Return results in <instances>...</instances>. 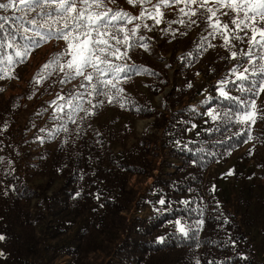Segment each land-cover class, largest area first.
I'll return each instance as SVG.
<instances>
[{
  "label": "rangeland",
  "instance_id": "rangeland-1",
  "mask_svg": "<svg viewBox=\"0 0 264 264\" xmlns=\"http://www.w3.org/2000/svg\"><path fill=\"white\" fill-rule=\"evenodd\" d=\"M117 2L133 15H139L141 11L139 7L128 5L125 0ZM180 7L184 5L161 9L165 15L160 24H155L146 15L142 21L128 25L129 28L134 24L150 26L151 30L141 27L136 34L137 38L143 36L144 39L139 42L148 45V50L143 47L129 50L131 59L127 63L137 65L139 72L133 69L127 73V80L121 77L119 87L124 91L118 101L109 104L104 97H100L104 100L103 106L92 108L87 96L82 101L72 100L74 105L80 103L95 115L79 110L73 113L69 108H65L64 112L56 110V105L71 99V93L83 91L77 87L79 79L60 83L63 72L51 69L42 72L43 65L66 46L64 41L52 39L32 51L24 63L9 68L8 76L12 78L0 84V89H3L0 91V176L17 174L22 179L16 185L6 184L3 180L2 183L8 187H3L2 191L8 192V188L17 190L23 194L27 209L41 214L42 209L38 206L43 198L41 187L50 178H55L47 194L59 190L63 179L60 177L61 161L58 155L66 156L77 151L82 140L80 132L87 140L103 142L117 155L123 156L132 150L142 153L149 160L160 161L168 154L163 142L178 147L199 139L206 130L231 125L228 138L243 133L253 139L229 151L211 166L206 175L205 188L213 189L215 186V200L224 212L238 218L251 242V249L259 262L264 264V121L257 120L245 132L244 126L228 123V117L224 116L228 108L212 105L223 98L219 94L221 87L230 91L232 96H245L234 87L240 83L232 74L238 62L226 58L230 57V52L222 47L221 37L213 39L209 35L212 30L198 19L199 14L192 17L197 22L190 24L188 17L179 13ZM10 11L3 10V14L9 15ZM34 15L30 14L28 18ZM221 19L226 21L228 18ZM180 20L185 23H179ZM235 43L237 51H247L249 48L247 42ZM261 63L264 61H257V64ZM37 73L48 78L42 79ZM36 80H40V83H36ZM189 84L192 86L188 87ZM60 96L65 100L59 99ZM92 102L97 103L96 99ZM256 103L258 108H264V93ZM142 104L155 108L157 116L142 118L130 111L131 107L137 110ZM211 110H214V114L219 113L221 118L212 120L207 115ZM64 127L67 131L63 130ZM171 127L173 129L166 132ZM230 170L233 174L225 175ZM151 182L152 179L146 177L130 178V187L137 192V201L148 195ZM160 208L148 206L141 210L133 203L127 216L148 218ZM51 220L46 215L36 223L37 234L43 240L44 262L66 264L69 257L65 252L79 227L74 225L67 235L51 239ZM0 249L4 252L2 247ZM104 257L99 253L94 258L100 263Z\"/></svg>",
  "mask_w": 264,
  "mask_h": 264
},
{
  "label": "trees",
  "instance_id": "trees-1",
  "mask_svg": "<svg viewBox=\"0 0 264 264\" xmlns=\"http://www.w3.org/2000/svg\"><path fill=\"white\" fill-rule=\"evenodd\" d=\"M8 13L0 10V17L10 18L5 30L14 32L25 18L18 11ZM11 66L5 61L0 71L8 75ZM6 79H0V84ZM215 104L236 110V104L223 98ZM130 111L142 118L157 116V110L147 104ZM230 127L206 130L199 139L178 147L163 142L168 154L160 161L132 150L117 155L103 142L87 140L80 132L77 151L58 155L63 179L59 190L47 194L55 178L41 187V214L27 209L17 190L2 191L8 187L3 180L16 185L22 179L19 175L0 176V234L5 236L0 241L4 250L0 264H41L40 260L45 264L36 223L46 215L52 219L51 239L67 235L74 225L79 227L65 252L69 257L66 264H261L238 218L224 212L213 189L205 188L211 166L247 143L243 142L245 134L228 138ZM132 176L152 179L148 195L138 201L137 192L130 187ZM133 203L141 210L161 208L148 218H129ZM177 220L189 230L187 237L177 231ZM99 253L105 255L100 263L94 258Z\"/></svg>",
  "mask_w": 264,
  "mask_h": 264
},
{
  "label": "snow or ice",
  "instance_id": "snow-or-ice-1",
  "mask_svg": "<svg viewBox=\"0 0 264 264\" xmlns=\"http://www.w3.org/2000/svg\"><path fill=\"white\" fill-rule=\"evenodd\" d=\"M125 2L132 7H139L141 9L139 15H133L120 7L117 0H0V10L18 11L25 18L15 27L14 32H9L5 30V24L11 22L10 18L0 17V20L4 21L0 23V64L5 61L8 65L24 63L32 51L50 40L64 41L66 46L43 65L42 72L49 69L63 72L64 77L60 83L79 79L77 87L83 91L71 93V99L66 100L64 104L56 105V110L64 112L65 108H69L73 113L79 110L95 115V112H90L80 103L74 105L72 100L82 101L87 96L90 98L87 102L92 108L103 106L104 100L99 99L100 97H104L109 104L118 101L124 91L119 87L121 77L127 80V73L133 69L139 72L137 65L127 63L131 59L129 50L134 47L148 50V45L139 42L144 39L143 36L137 38L136 34L141 27L151 30L150 26L134 24L129 28L128 25L134 21H142L146 15L155 24H160L165 15L161 9H170L182 4L184 7L178 9L179 13L187 16L190 24L197 22L192 17L199 14L198 19L212 30L209 35L213 39L216 36L221 37L222 47L230 52V57L226 58L238 62V66L232 69V74L236 81L240 82L238 91L248 95L241 98L232 96L230 91H225L223 87L219 89V94L224 100L236 104L235 111L228 108L224 112V116L228 117V123L240 124L247 132L257 120L264 121V108H258L256 103L264 93V63L257 64L258 60L264 61V0H156L155 3L153 0H125ZM186 8L188 11H185ZM33 13L35 15L28 18ZM222 17L228 19L225 21L221 19ZM179 23L183 24L185 21L180 20ZM134 40L136 43H133ZM236 41L247 42L248 50H235ZM37 76L42 79L48 78L42 76V73H37ZM6 77L12 78L0 71V79ZM36 83H40V80H36ZM59 99L65 100V97L60 96ZM93 99H96L97 103L93 104ZM207 115L214 121L221 118L219 113L214 114V110L209 111ZM63 130L67 131V128L64 127ZM252 139V136L245 135L243 142ZM232 174L230 170L225 175ZM159 203L164 205L165 201L160 200ZM197 223L203 224V221ZM175 224L180 234L184 237L189 235V230L179 220L175 221ZM3 240L5 236L0 234V241ZM158 240L160 243L164 242L163 237ZM3 255L4 253L0 252V256Z\"/></svg>",
  "mask_w": 264,
  "mask_h": 264
}]
</instances>
